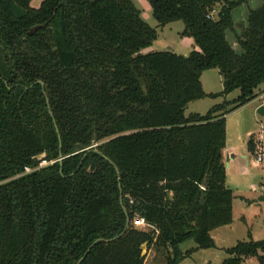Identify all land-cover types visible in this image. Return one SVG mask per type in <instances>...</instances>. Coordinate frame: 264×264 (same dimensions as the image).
<instances>
[{"label":"trees","instance_id":"1","mask_svg":"<svg viewBox=\"0 0 264 264\" xmlns=\"http://www.w3.org/2000/svg\"><path fill=\"white\" fill-rule=\"evenodd\" d=\"M32 1L0 0V264H79L128 218L81 264H145L151 248L181 264L215 248L211 233L233 223L225 117L264 84V0L237 39L241 54L228 32L250 0H147L158 27L184 23L199 47L188 56L143 54L158 33L132 0ZM208 70L223 96H240L187 116L217 97L203 90ZM137 216L152 228L134 227ZM226 254L221 264H264V240Z\"/></svg>","mask_w":264,"mask_h":264},{"label":"rangeland","instance_id":"2","mask_svg":"<svg viewBox=\"0 0 264 264\" xmlns=\"http://www.w3.org/2000/svg\"><path fill=\"white\" fill-rule=\"evenodd\" d=\"M44 0H33L31 7L38 9ZM140 11L141 18L152 28L157 30L158 38L153 45L143 50V54L151 52H172L182 56H188L193 51H199V47L191 38L182 37L185 25L181 21L173 22L165 27H158V22L153 17L152 8L147 0H132ZM263 4V0H250L234 12L235 29L228 32V40L234 50L242 53L237 43L238 37L247 27L250 10H256ZM216 9H219L218 7ZM216 18V13H213ZM203 90L206 97L188 105L186 115H206L214 106L224 102H232L240 96V91H234L230 95L223 96V78L218 70L205 71L201 76ZM264 107V84L256 91V98L247 105L230 113L225 117L227 130V144L231 147L235 158L230 163L226 161L227 188L233 192V223L217 229L213 234L215 248L200 249L187 258L181 264H221L226 258V250L235 247L239 242L264 240V115L258 110ZM254 137L256 154L248 149V142ZM263 156V162L257 163L258 156ZM142 219L137 216L134 220ZM137 229L145 230V227ZM197 247L191 240L181 249L186 253ZM145 264H166V255L155 248L145 249ZM243 264H260L256 258L248 259Z\"/></svg>","mask_w":264,"mask_h":264},{"label":"water","instance_id":"3","mask_svg":"<svg viewBox=\"0 0 264 264\" xmlns=\"http://www.w3.org/2000/svg\"><path fill=\"white\" fill-rule=\"evenodd\" d=\"M46 26H47V24H45V25H38V26H35V27H33L32 29H30L28 35H29L30 37H33V36H34L39 30H42V29L45 28ZM39 84L42 85V87H43V91L45 92L44 84L41 83V82H39ZM47 103H48V107L50 108V106H49V101H47ZM258 113H259L260 115H264V107H260L259 110H258ZM50 114L52 115L51 112H50ZM57 132H58V130H57ZM94 147H96V146H93L92 148H94ZM103 157H104L107 161H109V162L111 163V165H113V166L116 168L117 173H118L119 178H120V173H119L117 167L115 166V164H114L113 162H111L107 157H105V156H103ZM45 158H46V155L44 154V155L40 156L38 159H39L40 162H43V161L45 160ZM63 160H64L63 154H62V152H60V156H59V160H58V161L61 163V165H62ZM61 173H62V170H61ZM130 223H131V221H130V219L128 218V221H127V227H126V229H125V231H124L123 234H125V232H126V231L128 230V228L130 227ZM123 234H122V235H123ZM122 235H120L119 237H117V238H115V239L109 240V241H106V240H99V241H97V242H96V243L90 248V250L87 252V254L81 259V261L79 262V264H81V263L85 260V258L87 257L88 253L91 251L92 248H94V246H95L96 244H98L99 242H111V241H115V240L119 239L120 237H122Z\"/></svg>","mask_w":264,"mask_h":264},{"label":"built area","instance_id":"4","mask_svg":"<svg viewBox=\"0 0 264 264\" xmlns=\"http://www.w3.org/2000/svg\"><path fill=\"white\" fill-rule=\"evenodd\" d=\"M263 162V156L262 155H259L258 156V159H257V163H262ZM49 163L46 162V161H43L40 163V166L37 168V169H40V168H43V167H46L48 166ZM37 169H32L30 167H26L25 170H24V173L22 175H28V174H31L33 173L35 170ZM3 184V182H0V185ZM133 224H134V227L136 228H139V227H145L147 229H150L152 228L151 225H149L148 223H146L143 219H138V220H134L133 221ZM146 230V229H145Z\"/></svg>","mask_w":264,"mask_h":264},{"label":"crops","instance_id":"5","mask_svg":"<svg viewBox=\"0 0 264 264\" xmlns=\"http://www.w3.org/2000/svg\"><path fill=\"white\" fill-rule=\"evenodd\" d=\"M225 157H226V161L228 162V163H230V161H231V158L233 159V158H235V156L233 155V152H232V149H231V147L227 144V148H226V150H225ZM216 230H214L212 233H211V236H212V234L215 232ZM213 239H214V237H213ZM197 248V247H196ZM196 248H194V249H196ZM198 251V250H197ZM196 252V251H195Z\"/></svg>","mask_w":264,"mask_h":264}]
</instances>
